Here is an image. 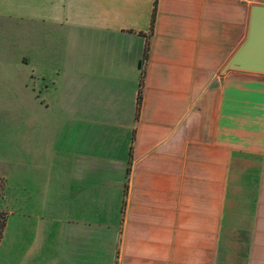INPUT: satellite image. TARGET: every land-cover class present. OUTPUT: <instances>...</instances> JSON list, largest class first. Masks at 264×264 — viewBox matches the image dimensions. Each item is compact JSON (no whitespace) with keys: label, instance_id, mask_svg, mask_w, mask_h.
<instances>
[{"label":"crops","instance_id":"0c3cea01","mask_svg":"<svg viewBox=\"0 0 264 264\" xmlns=\"http://www.w3.org/2000/svg\"><path fill=\"white\" fill-rule=\"evenodd\" d=\"M258 67L264 0H0V130L50 264H264Z\"/></svg>","mask_w":264,"mask_h":264},{"label":"rangeland","instance_id":"374dc122","mask_svg":"<svg viewBox=\"0 0 264 264\" xmlns=\"http://www.w3.org/2000/svg\"><path fill=\"white\" fill-rule=\"evenodd\" d=\"M4 119L0 115V124ZM14 140L17 141V134ZM10 142L9 135L0 130V178L3 182L0 210L6 214L0 240V264H50L55 248L50 238L51 219L42 208L37 213L34 206L30 207V200L33 202L36 198L26 197L21 191L24 171L18 146Z\"/></svg>","mask_w":264,"mask_h":264},{"label":"trees","instance_id":"16d2710c","mask_svg":"<svg viewBox=\"0 0 264 264\" xmlns=\"http://www.w3.org/2000/svg\"><path fill=\"white\" fill-rule=\"evenodd\" d=\"M152 24H153V13L151 15L150 27H152ZM2 189H3V182L0 178V197H1ZM5 222H6V214L0 210V240L2 237Z\"/></svg>","mask_w":264,"mask_h":264},{"label":"water","instance_id":"95a60500","mask_svg":"<svg viewBox=\"0 0 264 264\" xmlns=\"http://www.w3.org/2000/svg\"><path fill=\"white\" fill-rule=\"evenodd\" d=\"M241 53H242V50L241 51H239L236 55H235V57L229 62V64H228V67L229 68H234V67H239V68H242V66H241V63H240V56H241ZM253 70H255V71H259V72H264V67L262 68V67H258V68H255V69H253Z\"/></svg>","mask_w":264,"mask_h":264}]
</instances>
